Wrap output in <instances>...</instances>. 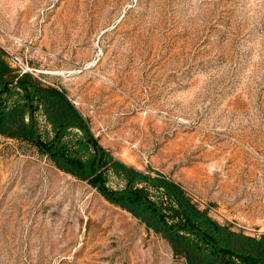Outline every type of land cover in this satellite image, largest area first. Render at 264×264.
<instances>
[{
    "label": "rangeland",
    "instance_id": "374dc122",
    "mask_svg": "<svg viewBox=\"0 0 264 264\" xmlns=\"http://www.w3.org/2000/svg\"><path fill=\"white\" fill-rule=\"evenodd\" d=\"M0 48L63 88L116 159L264 235V0H0ZM0 264L187 263L35 144L0 135Z\"/></svg>",
    "mask_w": 264,
    "mask_h": 264
},
{
    "label": "trees",
    "instance_id": "16d2710c",
    "mask_svg": "<svg viewBox=\"0 0 264 264\" xmlns=\"http://www.w3.org/2000/svg\"><path fill=\"white\" fill-rule=\"evenodd\" d=\"M0 48V135L36 145L61 170L86 180L160 233L187 264H264V235L235 231L201 209L176 182L116 159L102 148L66 91L20 72ZM47 125L41 128L38 116ZM110 174L123 183L108 185Z\"/></svg>",
    "mask_w": 264,
    "mask_h": 264
},
{
    "label": "built area",
    "instance_id": "2783aa9c",
    "mask_svg": "<svg viewBox=\"0 0 264 264\" xmlns=\"http://www.w3.org/2000/svg\"><path fill=\"white\" fill-rule=\"evenodd\" d=\"M121 186H123V184H121Z\"/></svg>",
    "mask_w": 264,
    "mask_h": 264
},
{
    "label": "bare ground",
    "instance_id": "6f19581e",
    "mask_svg": "<svg viewBox=\"0 0 264 264\" xmlns=\"http://www.w3.org/2000/svg\"><path fill=\"white\" fill-rule=\"evenodd\" d=\"M129 158H130V157H129ZM132 158H133V157H132ZM132 158H131V159H132Z\"/></svg>",
    "mask_w": 264,
    "mask_h": 264
}]
</instances>
